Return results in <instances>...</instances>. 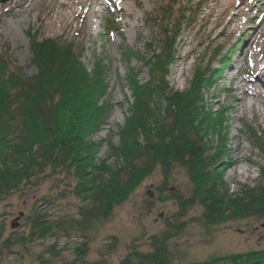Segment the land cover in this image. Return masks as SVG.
I'll list each match as a JSON object with an SVG mask.
<instances>
[{"label":"rangeland","instance_id":"rangeland-1","mask_svg":"<svg viewBox=\"0 0 264 264\" xmlns=\"http://www.w3.org/2000/svg\"><path fill=\"white\" fill-rule=\"evenodd\" d=\"M107 20L112 21L109 31L103 28ZM43 38L68 41L84 65H92L96 56L106 68V99L113 106L92 136L99 144L97 159L108 154L109 142L117 144V130L128 115L129 72L140 83L147 82L150 73L140 59L157 60L172 44L165 74L169 87L182 91L197 74L211 75L202 90L204 102L225 113L223 184L235 193L240 185L261 183L264 144L258 146L253 132L264 141V115L252 118L242 111L236 87L245 78L249 90L264 95V0H0V56L5 61L33 75L31 41ZM254 106L262 107L258 100ZM219 138L215 136V146ZM241 167L246 169L243 174L238 173ZM35 179L0 199V264H119L131 251L152 252L151 238L162 239L169 224L183 225L167 241L172 264L264 251V216L208 225L203 208L195 205L175 219L177 204L165 196L176 192L187 198L193 189L178 166L166 181L162 169L155 168L108 218L88 230L74 223L83 203L70 191L72 177ZM37 212L54 223V230L31 238L29 218ZM82 245L85 255L79 251ZM259 262L264 264V255Z\"/></svg>","mask_w":264,"mask_h":264},{"label":"trees","instance_id":"trees-1","mask_svg":"<svg viewBox=\"0 0 264 264\" xmlns=\"http://www.w3.org/2000/svg\"><path fill=\"white\" fill-rule=\"evenodd\" d=\"M111 26L107 20L103 28L109 31ZM171 47L152 62L140 59L150 73L147 82L140 83L129 72L132 102L117 130V144L108 143L103 159L95 157L99 144L92 140L113 106L106 99L103 62L95 56L92 65H84L75 46L57 38L32 39L36 71L31 76L0 56V199L35 178L69 175L75 181L70 191L83 203L74 223L88 230L108 218L155 168L162 169L166 181L178 166L193 189L187 198L176 192L165 196L177 204L175 219L195 205L203 208L208 225L264 216V169L257 186L240 185L235 193L225 187L220 160L227 138L225 113L209 108L202 94L211 75L197 74L186 89L172 90L165 80ZM215 136L220 137L216 146ZM253 139L258 146L264 144L256 132ZM110 158L115 162L108 163ZM29 223L31 238L54 230L41 212ZM182 226L169 224L162 239L151 238L152 252L131 251L119 264H172L167 241ZM82 247L80 254L85 255ZM262 254H229L193 264H261Z\"/></svg>","mask_w":264,"mask_h":264},{"label":"bare ground","instance_id":"bare-ground-1","mask_svg":"<svg viewBox=\"0 0 264 264\" xmlns=\"http://www.w3.org/2000/svg\"><path fill=\"white\" fill-rule=\"evenodd\" d=\"M18 4V3H17ZM134 19H136V15L134 17ZM230 21V20H229ZM229 23V22H228ZM237 90H241V97L238 100L240 106H241V110L242 111H248L251 113L252 118H256L259 116L260 113H263L264 115V95L262 93H255L251 90H249L247 88V86H245V78L243 80H241L236 87ZM244 96L248 97L247 100L248 102L246 103ZM258 100V103L260 105H262V107L260 108L259 106L257 108H255V103ZM260 112V113H259ZM264 121V116L262 119V122ZM246 171L245 168L241 167L238 170L239 174H243Z\"/></svg>","mask_w":264,"mask_h":264}]
</instances>
